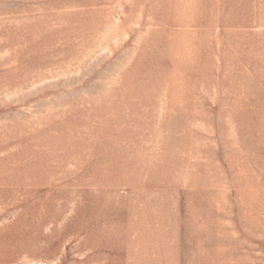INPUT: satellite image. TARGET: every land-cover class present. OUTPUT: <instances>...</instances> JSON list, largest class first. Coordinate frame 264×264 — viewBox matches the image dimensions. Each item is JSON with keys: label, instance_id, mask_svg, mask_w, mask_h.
I'll use <instances>...</instances> for the list:
<instances>
[{"label": "rangeland", "instance_id": "rangeland-1", "mask_svg": "<svg viewBox=\"0 0 264 264\" xmlns=\"http://www.w3.org/2000/svg\"><path fill=\"white\" fill-rule=\"evenodd\" d=\"M0 264H264V0H0Z\"/></svg>", "mask_w": 264, "mask_h": 264}]
</instances>
